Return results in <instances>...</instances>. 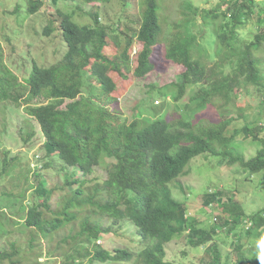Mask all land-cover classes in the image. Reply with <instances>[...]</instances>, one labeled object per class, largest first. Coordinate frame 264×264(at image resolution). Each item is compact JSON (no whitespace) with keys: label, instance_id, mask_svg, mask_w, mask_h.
Listing matches in <instances>:
<instances>
[{"label":"trees","instance_id":"trees-1","mask_svg":"<svg viewBox=\"0 0 264 264\" xmlns=\"http://www.w3.org/2000/svg\"><path fill=\"white\" fill-rule=\"evenodd\" d=\"M50 1L56 7L60 1L76 0ZM82 1L96 7L114 0ZM118 1L123 8L122 14L109 20L107 25L102 21L101 10L88 12L94 21L93 26L80 25L73 13L59 11L66 53L56 65L42 67L34 63L26 84L19 80L6 62L5 43L0 39V109L3 111L9 106L20 105L27 96L32 101L44 98L48 102L28 104L45 136L46 157L57 158L56 170L51 161L43 167L54 169L62 178V184L54 189L48 190L39 181L33 188L39 202L31 206L26 217L21 216L23 224L19 222L26 228L34 229L31 244L42 235L53 236L63 230L67 234L73 230L69 227L79 223L81 232L73 234L77 246L66 252V257L67 253L74 252L85 259L90 257L103 263L174 264L167 260L166 247L187 234V241L192 247L209 245L207 251L211 261L208 264H221L222 252L216 238L224 228L229 233L237 231V235L240 228H244L246 236L264 243V209L248 215L238 202H223L220 190L209 193L205 195L203 204L206 207L221 206L223 215L215 217L216 222L221 220L219 225L216 223L212 228L205 229L189 213L188 205L174 197L172 186L189 174L190 164L199 156H230L229 163H239L249 176L264 172V120L260 114V104L264 101V11L259 10L262 13L259 15L256 0H226L224 11L220 5L207 10L184 0L185 20L174 26L166 56L183 66L185 72L169 86L171 89L155 90L157 87L153 85V91L148 92L151 98L156 96L165 100L172 95L174 101L180 102L191 90L190 103L181 108L189 128L192 119L213 105L215 98L224 99L230 108V103L250 95V87H254L261 100L254 107L240 110L242 114H238V119L244 120L241 130L233 133L229 130L236 118L227 108L220 112L219 127L201 135L171 129L163 117L152 120L139 112L133 120L125 118L119 124L120 139L111 142L106 140V137L109 138L106 130L109 117L100 104L90 99L93 105L91 111L85 119L82 118L81 106L84 103L87 105V98L81 96L82 92L95 85L90 82V72L86 68L90 67L96 77V85L109 93L116 88V83L108 75L110 61L104 54L109 42L125 52L135 41L143 44L134 72L136 78H141L154 69L150 56L162 35L159 0L145 1L147 10L140 22H136L138 28L134 31L121 23L131 3L128 0ZM43 5V0H20L13 15L17 10L34 15ZM255 16L258 32L252 39L245 40L241 36L242 28ZM52 30L48 27L45 33ZM122 41H126L125 46ZM90 46L91 51L88 49ZM92 60L96 62L92 63ZM209 62L214 64L213 67L208 65ZM113 65L116 67L115 63ZM68 101L71 103L64 108ZM3 105L5 108H2ZM145 109L151 113L148 107ZM95 111L101 114V122L91 128V114ZM239 134L260 145L255 157L246 160L228 151ZM6 151L1 160L0 182L10 188L0 196L1 216L9 208V204L3 207L7 201L12 208L19 206L17 210L25 212L26 206L19 203L17 197L22 191L25 193V187H33L31 174L34 172L36 177H40L43 169L38 166L31 168L28 164L27 170L23 165V158L27 156L22 158ZM57 190L63 193V197L58 208L53 209L50 199ZM125 222L138 229L137 251L126 249L111 253L98 246L97 242L103 234H115V230L123 233ZM0 225L5 227L8 224L0 221ZM2 231L3 235L8 232ZM11 234L12 231L6 236ZM16 243L11 241L9 251L5 250L0 255V264H14ZM91 247L96 249L95 253L89 251ZM237 249L242 252V247ZM253 256L255 261L251 264H259L257 253ZM240 261L237 264L248 259L244 255Z\"/></svg>","mask_w":264,"mask_h":264},{"label":"rangeland","instance_id":"rangeland-1","mask_svg":"<svg viewBox=\"0 0 264 264\" xmlns=\"http://www.w3.org/2000/svg\"><path fill=\"white\" fill-rule=\"evenodd\" d=\"M19 1L0 0V39L5 43L6 62L24 84H26L25 82L34 63L42 67L57 64L66 53L67 47L61 31L59 11L73 13L75 21L80 25L93 26L94 21L88 15V12L101 10L103 14L102 21L107 25L109 20L120 17L123 10L118 0L106 5L97 4L96 7L84 3L82 0L74 2L60 1L55 7L50 0H43L44 5L37 14H29V16L24 12L25 10H17L16 14L13 15ZM145 1L128 0L131 5L123 15L125 18L121 21L126 28L133 29V31L138 28L137 23L140 22L139 19L147 10ZM159 1L158 14L162 35L150 56L154 69L145 77L136 78L134 72L138 66V56L143 50V44L135 41L129 51L125 52L123 48H117L112 42H109L104 54L110 61L108 63V75L116 83V88L109 93L104 92L100 86L96 85L97 79L92 75L90 67H87L86 71L90 72V79H88L95 85L92 89L86 88L82 92L81 96L87 98L85 101L87 105L84 103L81 106L82 118L85 119V116L91 111L93 106L91 101L100 104L106 111L107 118L109 117L106 121L109 138L106 137V140L111 142L120 139L119 124L125 118L133 120L139 112L152 120L163 117L171 129L201 135L207 130L219 127L221 123L220 112L227 108L236 118L229 130L231 133L235 130H241L244 126V120L238 119V114H242L240 110L254 107L261 100L256 95L254 87H250V95L240 97L237 102L230 103V108H228V104L225 103L224 99L215 98L213 105L202 110L192 119V125L189 128L187 127L188 124L185 123V112L181 111V108L190 103L191 90L187 91L186 96L180 102L174 101L172 95L165 100L156 96L154 98L148 96V92L152 89L151 86H156L157 89L155 90L170 88L169 86L177 81L179 75L185 72L183 66L175 64L166 56L168 40L172 36L174 26L185 20L184 0ZM190 1L200 9L211 10L220 5L224 11L227 7L226 0ZM256 1L259 4L257 12L260 15L262 13L259 10L264 11V0ZM199 24H201V21ZM48 27H52L53 30L45 33ZM257 32V16H255L251 17L243 26L241 36L243 39L249 40ZM122 45L125 46L126 41H122ZM88 49L91 51L92 47L90 46ZM95 62V60H92V63ZM113 63L116 64V67ZM208 65L213 67L214 64L209 62ZM24 100L20 105L9 106L3 111L0 109V169H2L3 152L6 150H9L6 152H10L14 156L20 155L22 158L27 156L23 158V165L27 170L28 164L31 168L39 164L43 169L40 177H36L34 172L31 174L33 187L28 189L25 187V193L22 191L17 197V201L21 204L24 203L26 206L24 213L18 211L19 206L12 208L11 203L8 201L7 204H3V207L9 204V208L3 216H1L2 210L0 209V221L8 224L5 227L0 225V255L5 250L9 251L11 241H17L14 264H112L99 262L98 260L94 261L90 257L85 259L74 252L67 253L70 257L64 255L77 246L76 237H73V234L81 232L82 227L79 223L69 227L68 229L73 230L68 231L67 234L63 230L53 236H39L33 245L30 240L34 229L20 225L21 216L26 217L31 206L39 202V198L33 189L37 187L38 181L44 183L48 190L62 184V178L55 172L57 158L48 159L46 157L45 136L40 124L30 112L31 105L28 104L40 105L48 102L44 98L32 101L28 96ZM70 103L71 101L66 102L63 107L65 108ZM260 105L261 118L264 120V101ZM145 107L149 108L150 114ZM2 108H5L4 105ZM100 116L101 114L96 111L91 114V128L97 127L101 122ZM230 148H228V151L231 152V155L241 156L249 160L257 155L260 145L252 139H244V135L239 134L236 136V143ZM49 161L52 162L55 170L43 167ZM229 161L230 156H199L190 164L191 171L189 174L172 185L174 197L188 205L189 213L204 225L205 229L212 228V225L216 223L219 225L221 220L216 222L215 217L223 215L221 206L206 207L203 204L205 195L209 193L220 190L223 195V202L228 200L238 202L248 215L264 209V172L249 176L239 163L231 165ZM9 188L8 185L0 182V196ZM62 197L63 193L58 190L52 195L50 204L53 209L58 208V203ZM124 225L123 233L115 230V234H103V237L97 242L98 246L111 253L126 249L137 251L139 249L138 229L135 226L132 227L129 222H125ZM2 229L8 232L12 231V234L6 236L8 233L6 232L3 235ZM244 230V228H240L237 235V231L229 233L224 228L219 233L216 240L219 250L222 252L221 264H237L244 255L248 261L242 264H251L252 261H255L253 255L259 251L258 245H264V243L260 239H250L249 236L244 234ZM186 236L187 234L176 238L166 247L167 260L174 262V264L210 263L211 257L207 251L209 245L194 248L187 241ZM238 247H242L240 250L242 252L238 251ZM89 251L95 253L96 249L91 247ZM77 260L78 262H76ZM5 264L11 263L6 262ZM114 264H120V262Z\"/></svg>","mask_w":264,"mask_h":264},{"label":"clouds","instance_id":"clouds-1","mask_svg":"<svg viewBox=\"0 0 264 264\" xmlns=\"http://www.w3.org/2000/svg\"><path fill=\"white\" fill-rule=\"evenodd\" d=\"M37 166H38V168L42 167L39 164ZM34 167H36V166H33L32 168H34ZM212 206H214V205H212ZM212 206H210V207H212ZM215 221H216V218H215ZM248 226H250V225H248ZM258 247H259V251L257 252V259L259 261V264H264V245H258Z\"/></svg>","mask_w":264,"mask_h":264}]
</instances>
